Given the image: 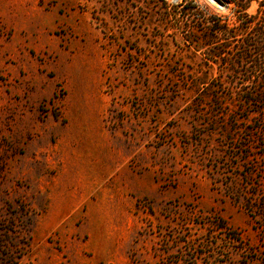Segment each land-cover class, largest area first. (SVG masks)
Segmentation results:
<instances>
[{
	"label": "rangeland",
	"instance_id": "rangeland-1",
	"mask_svg": "<svg viewBox=\"0 0 264 264\" xmlns=\"http://www.w3.org/2000/svg\"><path fill=\"white\" fill-rule=\"evenodd\" d=\"M165 1L0 0V264H264V26Z\"/></svg>",
	"mask_w": 264,
	"mask_h": 264
},
{
	"label": "trees",
	"instance_id": "trees-1",
	"mask_svg": "<svg viewBox=\"0 0 264 264\" xmlns=\"http://www.w3.org/2000/svg\"><path fill=\"white\" fill-rule=\"evenodd\" d=\"M163 5H164V9H165V14L168 15L169 12L167 11V2L165 0H160ZM251 0H234L235 6H236V10L243 14L242 16H238V19L240 21H242L241 23L244 24L243 26V32H246L249 27H252L254 24V21H257L256 24L258 25H263L264 26V16L261 17H257V16H249L248 14H246V9L248 8V4ZM260 5H262V2L260 3ZM179 6H182V10L181 12H186L188 15V18L193 17L195 15H197V13H195V6H189V4L186 2V0H182V3L179 4ZM240 17V18H239ZM198 21L203 22L204 24L207 25V29L209 30L205 32L204 37H209L208 42H212L214 40H218L219 38H225V39H229L231 37H236L238 35V33L233 32L231 29H229L227 27L226 23L222 22V19L220 17L214 16V15H210L208 17H205L204 15H199L197 17ZM192 19H195V17H193ZM263 21V23L261 24V22ZM206 29V30H207ZM209 33V34H207ZM259 41L256 42V48L258 50H260L261 52L264 51V30H260L259 33ZM228 48H226V50H221L219 51V55L224 54L225 51H227ZM255 68L256 70H259L261 72V75L264 76V57H261L259 60L256 61L255 64Z\"/></svg>",
	"mask_w": 264,
	"mask_h": 264
}]
</instances>
